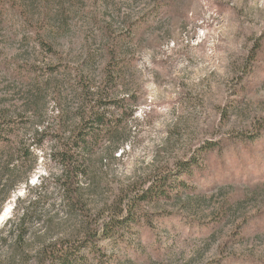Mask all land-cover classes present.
<instances>
[{
    "label": "rangeland",
    "instance_id": "1",
    "mask_svg": "<svg viewBox=\"0 0 264 264\" xmlns=\"http://www.w3.org/2000/svg\"><path fill=\"white\" fill-rule=\"evenodd\" d=\"M115 43L125 60L115 92L136 101H127L115 141L91 146L80 210L50 153L82 112L86 82L102 85ZM2 119L20 129L6 152L34 144L37 164L4 204L0 264H53V245L124 211L210 140L220 147L195 168L206 177L193 182L196 193L139 201L145 216L165 220L142 227L138 241L140 226L126 234L133 264H264V144L235 142L264 121V0H0ZM29 200L17 228V208ZM108 242L106 264H118L125 253Z\"/></svg>",
    "mask_w": 264,
    "mask_h": 264
},
{
    "label": "trees",
    "instance_id": "2",
    "mask_svg": "<svg viewBox=\"0 0 264 264\" xmlns=\"http://www.w3.org/2000/svg\"><path fill=\"white\" fill-rule=\"evenodd\" d=\"M43 44L47 46L48 50H52L51 43L45 41ZM115 46L117 43L108 52L103 68L102 85L93 88L86 82L85 87H83L85 93L82 97V112L77 116V121L72 128L67 130L68 135L62 136L61 144L52 149L50 153L51 158L58 162L63 169L64 188L67 195L80 210L85 209L83 175L91 146L98 144L102 139L110 142L115 141L123 125L122 114L126 112L127 101L132 103L136 101L135 96L131 97L130 100V96H121L115 92L117 85L121 82L125 63V60L116 54ZM50 68L55 69L56 67L51 66ZM262 129L264 130V121L257 125L256 133L240 136L235 139V142L245 140L248 137L257 145L255 148H260V145L263 146L264 144V136L260 134ZM19 130L16 123L11 124L5 119L0 120V212L14 189L22 183L29 182L30 173L37 164V158L32 156L30 151V147L34 144L25 145L21 141L18 142L20 145L15 152H6ZM49 131L47 126L40 134H47ZM218 145L216 141H207L188 159L180 161L171 174H157L148 188L137 192V195L127 203L126 211H123L122 206L108 210L107 215L102 220L96 218L94 224H91L92 227L87 229L80 238L53 245L48 254L50 261L53 264H106L111 256L107 257L106 252H103L102 243L109 240L108 244H112L114 248L125 253L124 259L117 261L118 264H133L135 261L131 259V256H136L137 247L133 246L134 243L129 237H126V234L140 226V229L138 228L135 232L136 238L133 239L134 242L138 241L142 236V227L154 231L161 223L155 220H165L163 214H157L159 216L155 217L145 216L138 209L139 201L155 203L183 196L185 193L187 195L196 193L198 189L193 185V182L206 180V177L201 175L202 172H195V168H198L207 151L219 148ZM29 161L32 163L27 166ZM171 176H174L175 179L170 181ZM205 185L207 186L208 183L206 182ZM32 203L33 200H29L27 206H18L16 213L17 228L25 224L30 215L29 207ZM87 248H89V252L86 255L82 254ZM141 249L139 248V250Z\"/></svg>",
    "mask_w": 264,
    "mask_h": 264
},
{
    "label": "bare ground",
    "instance_id": "3",
    "mask_svg": "<svg viewBox=\"0 0 264 264\" xmlns=\"http://www.w3.org/2000/svg\"><path fill=\"white\" fill-rule=\"evenodd\" d=\"M11 213V206L7 205L4 207L2 212H0V223L4 222L10 217Z\"/></svg>",
    "mask_w": 264,
    "mask_h": 264
}]
</instances>
